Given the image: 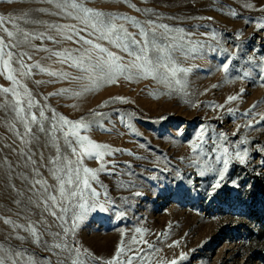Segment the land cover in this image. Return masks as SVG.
Returning <instances> with one entry per match:
<instances>
[{"label": "rangeland", "instance_id": "obj_1", "mask_svg": "<svg viewBox=\"0 0 264 264\" xmlns=\"http://www.w3.org/2000/svg\"><path fill=\"white\" fill-rule=\"evenodd\" d=\"M246 4L252 7H245ZM86 6L135 18L141 24L146 19H157L156 16L144 15V9H152L159 15L157 22L183 29L189 39L208 47L188 57L177 56L179 66L188 69L185 74H177V78L184 81V91L170 90L166 84L151 77L132 81L120 77L112 84L101 83L93 91L77 97L73 94L80 91L82 85L76 80L57 79L39 73L37 69H33L31 78L17 74L16 78L33 94L38 105L48 106L45 115L49 117L54 109L57 117L62 115L72 121L88 119L93 111H100L104 117L111 118V121L104 120L105 127L110 129L108 132L94 126L90 131L81 130L80 133L112 149L111 155L103 157L108 162L107 171H99V183L93 182V187L100 193L99 202L105 204L107 210L89 209L69 235L73 247L81 249L80 258L86 264H101L103 260L111 259L115 249L123 242L125 256L147 253L149 259L146 264H168L172 259H177L178 264H264V151L261 150L264 149V121L257 123L264 115V87H261L264 73L257 66L258 62L264 61V29L257 28V23L264 20V0H88ZM38 7L54 10L51 5L39 3V0H0V16H22L30 12L45 23H76L74 20L37 14L34 10ZM137 8L141 11H136ZM233 11L237 15L233 16ZM17 23L26 30H44L24 24L22 20ZM124 23L130 32H138L130 21ZM5 27L12 30L7 22ZM49 34L56 35L54 31ZM212 34H215V40ZM0 36L7 42L6 33L0 31ZM101 43L122 56L125 62L130 59L120 49L106 42ZM31 44L35 48L48 47L53 51L72 50L79 46L72 41L56 45L46 39L35 40ZM11 50L14 53L29 51L33 59L25 57L27 64L40 61L47 69L63 70L71 77L79 75L67 64L53 63L55 57L52 60L42 59L48 53L35 52L31 47ZM253 57L255 62L249 64ZM229 59L230 71L226 78L221 68ZM12 67H17L14 61ZM246 70L251 72L250 77H243ZM161 72L165 70L161 69ZM35 81L43 83L37 85ZM12 86L7 73L0 75V89ZM179 88L180 85L172 84V89ZM61 89L70 91L53 95ZM241 89L244 92L240 98L228 103L227 97L239 94ZM5 96L8 100L13 99L11 93L0 92V104L4 103ZM213 105L214 108L211 107ZM220 105L224 107L220 108ZM253 105H257L254 109L256 118L251 121L253 127L248 128L249 121L240 114ZM228 108L234 109V114H230ZM33 112L39 116L38 108H33ZM118 117H123V122ZM7 118L8 112L0 109V158L7 155L15 164L16 154L5 147L6 144L11 145L14 139L3 123ZM205 126L208 143L203 148L207 156L197 155L191 145L193 141L200 143L195 134ZM20 130L23 131V128L20 127ZM220 132L227 135L224 144L229 146L230 152L234 148L232 141L239 143L241 139L246 140L247 143L240 147L248 149L249 157L245 164L238 159H230L225 180L219 189L213 191L211 186L217 176L214 173L201 175V168L193 161L199 159L203 162L219 154L211 150L215 147L212 140ZM57 136L60 137L62 152L75 160L62 135L57 133ZM43 145L44 136L41 134L40 150L45 160L50 155L55 156V146L50 143L46 147ZM33 147L35 150V145ZM82 159L83 166L99 170L97 159L87 156ZM210 162L217 168L222 167L215 164L214 159ZM41 171L49 184H56L47 169L42 168ZM232 181L238 187H234ZM9 183H14L19 189L25 188L19 178L10 179L6 174V165L0 164V243L6 248L33 253L40 264L48 260L57 264L56 255L33 243L31 237L25 241L15 239L12 225L4 224V219L18 220L14 215L18 209L12 203L15 194L6 187ZM100 184L104 187L101 188ZM136 191L141 194L136 196ZM34 211L37 214L31 219L38 220L39 210ZM46 218L49 224L54 223V217L46 214ZM18 222L26 223L22 219ZM260 227L263 237L258 242ZM137 228L144 231L137 233ZM51 230L56 232L59 229L53 226ZM20 235L27 236L23 232ZM43 239L52 242V237L46 234ZM145 240L159 251L149 250ZM174 241H179V244L169 247ZM128 248L140 249V252H129ZM181 253L186 259L179 260ZM64 256L66 253L60 254L61 259Z\"/></svg>", "mask_w": 264, "mask_h": 264}, {"label": "snow or ice", "instance_id": "obj_2", "mask_svg": "<svg viewBox=\"0 0 264 264\" xmlns=\"http://www.w3.org/2000/svg\"><path fill=\"white\" fill-rule=\"evenodd\" d=\"M12 2V0H8ZM88 0H39V3L51 5L52 9L38 7L34 10L40 15L56 16L61 19L74 20L76 23H45L38 16L32 15L30 12L23 13L22 16H0V31L6 33L7 42L3 36H0V75L7 73V79L12 82V87H4L0 89L3 94L11 93L12 100H8L5 96L4 103L0 104V109L8 112V118L3 121L8 131L13 134V143L6 144L11 152L16 154L17 160L15 164L5 155L0 158V164L6 165V174L11 179L19 178L25 188L19 189L14 183H9L6 187L11 189L13 196L12 203L18 211L14 215L18 218L16 222L11 219H4L6 225H12L13 232L16 233L15 239L25 241L28 237L32 238V242L41 246L45 251L51 252L57 256V264H86L82 260L81 249L73 247L69 241V235L76 227L78 221L83 219L84 214L89 210H99L105 212L107 209L105 204L99 202L100 193L93 182L99 183L98 172L107 171L108 162L103 160L106 155L112 154V149L105 143L93 142L87 135H81V130L90 131L94 126L102 128L108 132L110 129L104 125V120L111 121L110 117H104L100 111H93L90 118H81L77 121L66 119L62 115L57 117L55 110H52V116L45 115L47 105L40 106L33 97V94L24 86L16 77L31 78L34 74L33 69H37L39 73L47 74L57 79H72L81 83V90L75 92L74 96H81L98 88L101 83L112 84L118 78L124 77L128 81L153 78L158 82L166 84L170 90L184 91V81L177 78V74H185L188 69L179 66L177 56L188 57L195 54L197 50H203L208 45L193 41L188 38V34L183 29H177L168 24L159 23V15L152 9H144L145 16H156V20L146 19L143 24L135 18L119 16L116 13L104 12L87 7ZM132 7H135L134 5ZM245 7H252L246 4ZM264 10V9H262ZM136 11H141L136 9ZM233 16L237 15L233 11ZM18 20H22L24 24H31L37 28H43L41 31L26 30L21 27ZM120 21V23H117ZM131 23V26L138 30L137 33L130 32L124 22ZM11 24L12 30L5 27V23ZM258 29H264V20L257 23ZM56 35H50V32ZM87 33V35H81ZM59 37V39L57 38ZM48 40L53 44L59 45L63 41H72L79 45L77 48L63 51H53L48 47L35 48L31 42L35 40ZM212 39H216L212 34ZM120 49L130 58L126 62L120 55H116L110 51L109 47ZM31 47L35 52H45L49 55L42 59L52 60L53 63L67 64L69 68L77 70L79 75L71 77L69 72L63 70H50L43 67L40 61L33 64H27L25 57L32 60L33 57L29 51H18L14 53L11 49H21ZM13 61L17 67H12ZM255 58L249 60V64H253ZM231 59L222 65L221 71L227 74L230 71ZM257 66L261 73H264V61L258 62ZM164 69L165 72H161ZM170 73V75H168ZM250 71H244L243 77H250ZM240 77H237L239 79ZM51 82V81H49ZM37 85L42 81H35ZM180 85L179 89H172V84ZM216 87V85H213ZM264 87V83L261 84ZM70 89H61L53 95H63L68 93ZM244 89L240 90L237 95H229L227 102L231 103L240 98ZM46 99V98H45ZM114 102V101H113ZM105 105H101L104 107ZM211 107H215L214 105ZM223 108L224 105H220ZM257 105H253L248 111L241 113V117L247 119L248 128H252L251 121L256 118L254 109ZM33 108L39 109V116L33 112ZM10 110V111H9ZM230 114H234L235 110L228 108ZM101 118V119H97ZM123 122V117H118ZM264 121V115H261L257 123ZM47 122V127H46ZM19 125L23 128L20 130ZM239 127V126H238ZM211 131L215 132V129ZM57 133L63 137L65 146L71 150L72 156L76 159L72 160L67 153L62 152ZM41 134L44 136V147L55 146V156H49L45 160L41 149ZM196 135L197 144L192 142V150L197 155L204 154L203 145L208 143L205 139L206 126L200 128ZM236 135V133H233ZM228 139L227 135L220 132L215 139L212 140L214 149L211 151L219 152L218 155L209 157L201 162L194 159L193 164L201 168V175L205 173H214L217 176L214 184L211 186L215 191L221 187V182L225 180V174L228 172L230 159H238L241 164L247 162L249 157L248 149L240 146L247 143L241 139L239 143L232 141L234 145L233 151H229V146L224 142ZM17 140L19 143L17 144ZM15 145V147L13 146ZM33 145H35V150ZM199 149V152L197 150ZM264 151V149H261ZM131 155V153H128ZM89 159L95 158L100 162L99 170H94L83 166V157ZM214 159L215 164L222 167H215L210 161ZM130 167V166H129ZM47 169L49 174L56 180V184H49L47 179L43 177L41 169ZM21 170V171H18ZM109 174H112L109 172ZM234 187H238L235 181L231 182ZM103 188L104 185L100 184ZM87 194V196H86ZM141 193L135 192L136 196ZM39 210V219L33 220L31 216L36 215ZM9 211H11L9 209ZM47 216L54 217V223L49 224ZM123 216L124 213H119ZM25 220L26 223H20L19 220ZM71 221V226H70ZM59 229L52 232V227ZM137 233H142L141 228L135 229ZM20 232L26 233L20 235ZM52 237V242L44 240V235ZM166 234V233H165ZM163 235V234H162ZM134 242H135V238ZM149 250L154 249V245L147 240L144 241ZM179 241H174L169 247L177 246ZM56 250H59L57 252ZM159 251V249H154ZM127 251L140 252V249L128 248ZM61 253H66L62 259ZM86 255L91 256L90 253ZM27 257V259H26ZM124 257V259H122ZM95 260V257H92ZM149 259L147 253L138 256H125V245L123 242L115 249L111 259L103 260L101 264H146ZM186 259L184 253H181L179 260ZM0 264H40L36 260L33 253H25L23 249L6 248L0 243ZM45 264H51L48 260ZM168 264H178L177 259H172Z\"/></svg>", "mask_w": 264, "mask_h": 264}, {"label": "trees", "instance_id": "obj_3", "mask_svg": "<svg viewBox=\"0 0 264 264\" xmlns=\"http://www.w3.org/2000/svg\"><path fill=\"white\" fill-rule=\"evenodd\" d=\"M260 229H261V227L258 229V231H257V241L258 242H261V238L263 237V232L262 231H260Z\"/></svg>", "mask_w": 264, "mask_h": 264}]
</instances>
